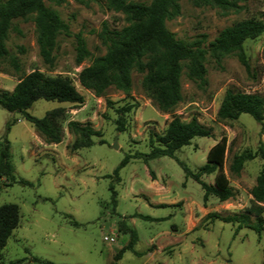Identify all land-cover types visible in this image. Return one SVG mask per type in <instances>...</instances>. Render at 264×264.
<instances>
[{
    "label": "rangeland",
    "instance_id": "rangeland-1",
    "mask_svg": "<svg viewBox=\"0 0 264 264\" xmlns=\"http://www.w3.org/2000/svg\"><path fill=\"white\" fill-rule=\"evenodd\" d=\"M129 1L148 4L151 0ZM227 1L230 5L222 8L178 0V14L165 21L175 39L198 40L207 50L204 81L189 79L183 62L181 99L167 111L159 109L142 85L148 70H131V87L126 94L113 86L96 94L80 85L79 72L105 53L98 38L102 23L112 29L126 25L124 14L109 7L107 0H44L70 31V35H58L52 67L39 55L34 13L12 20L5 40L9 56L0 60V92H11L28 73L39 71L48 77L70 78L83 103L39 99L27 109L39 118L52 109H64L58 143L48 142L19 112L0 106V150L7 139L14 166L13 180L0 177V206L13 203L19 211L18 225L0 252V264H44L33 258L53 264H264V203H259L263 206L261 231L254 229L255 214L247 212L254 202L252 190L263 160L256 155L244 162L239 173L229 170L233 155L254 153L260 144L264 150V118L260 124L247 113L236 119L217 117L227 89L264 94V32L242 44L248 71L235 51L222 56L208 51L209 43L223 28L264 17V0ZM76 33L81 34L89 52L80 63L75 61ZM9 57L17 58L19 70L9 64ZM128 103L135 107L124 117V131L118 132L115 109ZM173 117L184 122L195 117L211 127V135L192 138L174 157L161 156L146 163L132 158L120 168L116 179L113 170L124 155L147 153L148 131L163 135ZM69 120L88 123L97 131L91 137L92 145L69 149L76 138L67 128ZM8 121L12 123L6 132ZM221 137L226 139L222 170L232 196L225 201L209 196L203 201L202 188L185 177L176 159L197 173L208 150ZM115 140L117 148L112 147ZM215 173H204L200 178L212 183ZM226 218L233 221L225 222ZM130 230L134 231L132 249L114 261L127 244Z\"/></svg>",
    "mask_w": 264,
    "mask_h": 264
},
{
    "label": "trees",
    "instance_id": "trees-1",
    "mask_svg": "<svg viewBox=\"0 0 264 264\" xmlns=\"http://www.w3.org/2000/svg\"><path fill=\"white\" fill-rule=\"evenodd\" d=\"M196 6L209 4L227 8L230 4L227 0H192ZM109 7L124 14L126 25L120 29L109 28L103 22L98 33L100 43L105 47V53L97 56L92 63L83 68L78 74L81 86L92 89L96 94L102 93L107 87L128 93L131 87V70L139 72L148 70L144 76L142 85L146 92L154 99L159 109L167 111L180 99V73L184 63L186 76L191 80L204 81L205 69L203 66L206 49L201 47V42H185L174 38L173 34L165 27V21L178 14V0H151L144 4L129 0H107ZM34 13L36 26V43L39 55L45 65L52 67L55 59L54 50L58 35H70L68 24L59 14L44 4V0H0V60L9 56L5 40L11 22L14 18H23ZM264 32V17L260 19H245L218 32L209 43L210 53L222 56L230 52L236 55L249 70V64L242 49V44L247 39H255ZM75 39V61L80 63L89 56L85 41L80 33L73 35ZM146 58L147 61L143 62ZM9 64L19 70V62L15 57H9ZM69 102L74 105L83 103V96L76 90L70 78L66 76L48 77L39 71H32L22 78L11 92H0V106L9 112H19L22 118L29 122L48 142L61 141L62 129L59 119L64 118L63 108L50 110L43 117H35L27 112V109L36 100ZM110 104L111 102H107ZM135 105L128 103L115 109L118 114L115 125L118 132L124 131V117ZM241 113L249 114L257 123L262 124L264 118V94L243 93L227 89L222 97L217 110L218 118L236 119ZM12 121L6 123V132ZM67 128L76 138L70 145L71 151L89 147L93 144L92 136L97 131L88 124H82L75 120L67 122ZM211 127H207L192 117L189 121H181L173 117L166 126L165 133L158 135L150 130L147 136V153L136 152L125 154L118 166L113 170L116 179L118 172L130 159L140 158L146 163L148 160L161 156L174 157L177 149L188 145L194 137H208L211 135ZM8 140L0 150V177L13 180L14 166L8 151ZM226 150V139L215 143L206 154V162L200 167L199 172L193 173L188 167L176 161L182 167L185 177L196 181L203 190V201L209 196H214L220 201H225L232 196L228 189V180L222 170ZM259 155L263 160L261 170L257 176V185L252 190L253 204L248 213H254L256 218L255 231H261L263 224L262 211L264 203V150L260 144L257 151H243L233 155L229 170L239 173L245 161ZM212 183H207L200 178L201 174L214 172ZM27 183L26 181H22ZM111 201L115 206V190L110 186ZM146 220H156L150 216L138 215ZM225 222L233 221L226 218ZM19 222L18 206L13 203H5L0 206V252L6 245L8 237ZM76 224V222H73ZM133 230H130L127 244L121 248L120 253L114 256L118 260L125 250L132 249L134 243ZM34 262L53 264L50 261H41L33 258ZM12 261L7 264H17ZM112 264H115L114 262Z\"/></svg>",
    "mask_w": 264,
    "mask_h": 264
},
{
    "label": "water",
    "instance_id": "water-1",
    "mask_svg": "<svg viewBox=\"0 0 264 264\" xmlns=\"http://www.w3.org/2000/svg\"><path fill=\"white\" fill-rule=\"evenodd\" d=\"M112 147H113V148H117L116 140H115V142L113 143Z\"/></svg>",
    "mask_w": 264,
    "mask_h": 264
},
{
    "label": "built area",
    "instance_id": "built-area-1",
    "mask_svg": "<svg viewBox=\"0 0 264 264\" xmlns=\"http://www.w3.org/2000/svg\"><path fill=\"white\" fill-rule=\"evenodd\" d=\"M110 241H113V238H110Z\"/></svg>",
    "mask_w": 264,
    "mask_h": 264
},
{
    "label": "crops",
    "instance_id": "crops-1",
    "mask_svg": "<svg viewBox=\"0 0 264 264\" xmlns=\"http://www.w3.org/2000/svg\"><path fill=\"white\" fill-rule=\"evenodd\" d=\"M123 248V247H122ZM119 260V259H118Z\"/></svg>",
    "mask_w": 264,
    "mask_h": 264
}]
</instances>
